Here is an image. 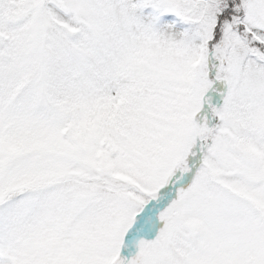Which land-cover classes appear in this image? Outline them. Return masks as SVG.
Wrapping results in <instances>:
<instances>
[{
    "label": "snow or ice",
    "instance_id": "snow-or-ice-1",
    "mask_svg": "<svg viewBox=\"0 0 264 264\" xmlns=\"http://www.w3.org/2000/svg\"><path fill=\"white\" fill-rule=\"evenodd\" d=\"M0 264H264V0H0Z\"/></svg>",
    "mask_w": 264,
    "mask_h": 264
}]
</instances>
